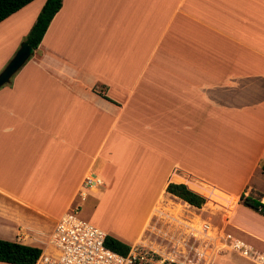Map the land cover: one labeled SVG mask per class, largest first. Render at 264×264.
<instances>
[{"label": "crops", "instance_id": "obj_1", "mask_svg": "<svg viewBox=\"0 0 264 264\" xmlns=\"http://www.w3.org/2000/svg\"><path fill=\"white\" fill-rule=\"evenodd\" d=\"M45 1L0 22V70ZM263 162L264 0H62L0 87V238L46 251L42 228L89 196L135 215L132 232L102 230L129 247L184 249L224 208L264 255V215L240 201L264 196Z\"/></svg>", "mask_w": 264, "mask_h": 264}, {"label": "built area", "instance_id": "obj_2", "mask_svg": "<svg viewBox=\"0 0 264 264\" xmlns=\"http://www.w3.org/2000/svg\"><path fill=\"white\" fill-rule=\"evenodd\" d=\"M103 181L96 176L85 179V188H96ZM259 208H264V196L259 197ZM79 205L73 204L54 223L47 238L49 248L42 251L34 264H209L204 250L210 245H221L255 264H264V255L251 245L245 243L233 233L222 231L214 233L208 222L200 224V233L195 230L193 238L200 241L202 249L194 242L186 245L182 252L172 248L168 253L134 244L127 254L122 255L104 245L105 233L94 224L76 215ZM206 232L213 233L214 238L207 237Z\"/></svg>", "mask_w": 264, "mask_h": 264}, {"label": "trees", "instance_id": "obj_3", "mask_svg": "<svg viewBox=\"0 0 264 264\" xmlns=\"http://www.w3.org/2000/svg\"><path fill=\"white\" fill-rule=\"evenodd\" d=\"M31 1L33 0H0V22ZM61 5L62 0H46L36 18V21L24 39V42L28 43L33 49H36L52 18L58 12ZM261 170L264 173V162L261 165ZM166 191L198 208L202 207L205 203L204 197L189 190L186 185L182 183H169L166 186ZM240 201L245 206L264 215V208H259V202L256 198L244 196L242 194L240 196ZM104 245L110 250L122 255L127 254L130 248L121 240L108 234L105 235ZM41 253L42 249L37 246L0 239V262L10 264H34Z\"/></svg>", "mask_w": 264, "mask_h": 264}, {"label": "rangeland", "instance_id": "obj_4", "mask_svg": "<svg viewBox=\"0 0 264 264\" xmlns=\"http://www.w3.org/2000/svg\"><path fill=\"white\" fill-rule=\"evenodd\" d=\"M8 30L11 31L12 28H8ZM11 32L6 34V38H7V35L12 36V37L16 36V34H11ZM27 33H29V32H27ZM27 35L28 34H26V36ZM26 36H25V38H26ZM21 37H24V36H21ZM25 38H21L22 40H20V42L18 44V48L20 47V44L22 42H24ZM10 59L7 61L9 62ZM7 63L4 64V66L1 68L0 71L3 70V68L7 65ZM98 168H99V166L96 167V169H98ZM263 193H264V191H263ZM88 197H87L86 201L79 200V202L77 203V205H79V209H78L76 215L78 217H80L81 219H84V220L94 224L96 227H98L101 230L110 229V228L114 229L115 228V230H117V231L132 232L133 230H135V229H133L134 226L137 227L138 223L137 224L132 223L135 215H133L131 212H113L114 208L109 209V212H106L105 210L103 212H101V211L97 212L96 211V203L97 202L93 201L92 198H90V197L88 198ZM126 202L127 201L124 198V201H122L124 206L126 205ZM108 206H109V204H108ZM107 209H108V207H107ZM211 209H213V207ZM222 209H223L222 212H217V213L216 212L215 213L210 212L209 215L214 216V217H211L213 219L209 218V220H205V221L210 223L211 226L215 227V229L212 227L214 233H217V232L220 233L222 231H227V232L233 233L234 231L232 228H230V224L228 223L229 217L231 214L229 211H227V210L225 211L224 208H222ZM110 210H112V211H110ZM237 213H239V212H237ZM239 214L241 215V217L243 219H245L247 221L251 220L250 215L244 214V213H239ZM139 216H140V214H139ZM202 217H204V219H206L208 217V215L203 214ZM137 221H139V217H138ZM47 229H49V228L48 227L42 228V230L44 231V235L41 237L38 236V238H40L39 241L41 240L40 243L44 248H49V245L47 244L48 243L47 242V236L45 235V234H47V231H46ZM197 229L200 233V227H198ZM205 235L207 237L211 236V238H214L213 233L206 232ZM252 241H255V240H252ZM193 242H194L196 248L202 249V245H201L200 241L193 239ZM193 242L191 240L190 243L192 244ZM254 243H255L254 245L251 242H249L248 244L253 246L254 249H256L258 247L259 243H256V242H254ZM188 245H190V244H188ZM179 251L182 252L183 247L178 246L176 249V252H179ZM204 256L206 259L210 258L209 264H255V263L251 262L250 260H247V259L241 257L240 255L236 254V253H233V252L226 250V249H221V245L215 246L212 244L210 246H207V248H205V250H204ZM0 264H10V263L0 262Z\"/></svg>", "mask_w": 264, "mask_h": 264}, {"label": "water", "instance_id": "obj_5", "mask_svg": "<svg viewBox=\"0 0 264 264\" xmlns=\"http://www.w3.org/2000/svg\"><path fill=\"white\" fill-rule=\"evenodd\" d=\"M34 54V49L26 42H22L15 55L7 65L0 71V87L8 84L12 76L24 65Z\"/></svg>", "mask_w": 264, "mask_h": 264}, {"label": "bare ground", "instance_id": "obj_6", "mask_svg": "<svg viewBox=\"0 0 264 264\" xmlns=\"http://www.w3.org/2000/svg\"><path fill=\"white\" fill-rule=\"evenodd\" d=\"M154 249V248H153Z\"/></svg>", "mask_w": 264, "mask_h": 264}]
</instances>
